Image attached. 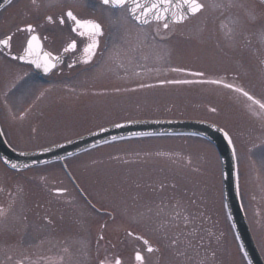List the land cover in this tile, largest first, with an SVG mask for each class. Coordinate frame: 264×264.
<instances>
[{"label":"rangeland","instance_id":"374dc122","mask_svg":"<svg viewBox=\"0 0 264 264\" xmlns=\"http://www.w3.org/2000/svg\"><path fill=\"white\" fill-rule=\"evenodd\" d=\"M66 1L84 15L89 14L85 6L97 7L91 0ZM200 2L202 12L171 27L160 40L153 37V25L137 27L125 10L113 15L99 7L106 17L100 20L109 22L113 33L104 55L62 78L29 80L31 92L10 102L19 110L34 102L35 110L13 120L1 109L2 128L12 146L32 149L123 120L212 121L231 141L242 204L264 253V187L255 178L264 175V109L251 104L264 103V6L258 0ZM10 68L0 62L3 76ZM211 81L233 84L254 99ZM67 163L83 182L84 223L77 242L72 232L62 231L68 246L64 255L55 254L61 244L51 240L56 241L52 264H133L134 252L142 254L143 264H248L224 207L218 154L207 140L122 138ZM37 170L48 172L44 182L52 188H66L69 198H80L58 163ZM55 174L62 182L53 179Z\"/></svg>","mask_w":264,"mask_h":264},{"label":"flooded vegetation","instance_id":"af4514ba","mask_svg":"<svg viewBox=\"0 0 264 264\" xmlns=\"http://www.w3.org/2000/svg\"><path fill=\"white\" fill-rule=\"evenodd\" d=\"M48 1L49 0H0V39H4L8 36L12 37L9 46L6 47L0 44V62H5L11 66V71L7 76H3L0 72V84L5 85L0 91V110H6L7 114L13 117V120L31 115L32 111L35 110L33 108L35 106L34 102L29 103L28 106L25 104L26 107L21 110L18 109L19 106L13 108L10 102L12 97L14 98V95L23 96L31 92L30 90L32 88L26 90V87H29L26 85L30 82L29 80H47L54 76L58 78L67 76L73 70L81 69V66L84 67L94 62L95 57L104 55L105 51L110 46L111 37L113 35V33H111L112 26L109 22H106L107 24L104 25L100 20L101 17L103 19H106V17H103V13L99 10V7H103L99 0H91V4L97 7H84L86 12L89 13L88 15L74 10L71 6L69 7L66 0H58L55 5L49 4ZM68 10H71L78 18H91L102 25L104 35L99 38V47L96 50V54L88 63L84 62L87 56L83 52L84 47L89 42L88 39L82 38L71 31L72 22L67 20L65 24H60L59 22L60 17ZM47 17H52V22H49ZM168 23L169 28L164 29L162 24H158L157 22H152L149 25H142L132 21L133 25L141 28L153 25L152 33L155 40H160L162 34L168 32L171 27H178V25L181 24ZM28 25L33 26L35 30L34 33L19 30L26 29ZM33 34L39 37L36 48L41 60L46 59L44 53H50L53 57H59L57 60L47 58L50 64H55V67L51 68L47 73H45L43 69H37L34 64L28 62L29 59L35 57H29L25 60L15 58L24 55L26 40ZM73 41H76V49L65 52V49ZM193 75L194 74L187 73L184 76L190 77V80L197 79L192 77ZM219 84L224 86L230 83L221 81ZM37 93L33 92V94H35L33 96L35 100L38 97ZM251 104L257 105L252 101ZM18 105H21V103ZM12 109H18L17 113L13 114ZM1 117L3 116L0 115V133L10 149L14 151H32L48 146L45 145L32 149H19L12 146L6 138L2 128ZM76 136L78 135L70 138ZM80 154H83V152L75 153L61 160L50 162H55L60 165V170L64 174L66 180L71 184L74 192H76V196H80L79 199L69 198L66 188H52L49 184L44 182L46 172H43L44 175L41 173H39L41 174L39 175L37 170L39 165L26 168H13L4 164L0 158V264H52L50 261H52L53 258L50 252L53 243L57 241L58 244H61V246L58 247L59 251L55 254L64 255L68 252V246H65L67 242L66 239L63 238L65 236L62 235V231H65V233L72 232V239L74 242H77L78 237L75 239V235L82 230L84 223L83 214L85 201L82 188L83 182L75 176L67 160L70 157ZM40 171H46V169H41ZM47 174L48 172L46 173V177ZM55 175L53 179L57 178V181L62 182V179L59 178L57 174ZM255 178L259 181L258 184L264 187V182L262 184L260 180V178L264 179V175L261 174L260 178L259 175H256ZM38 181L40 183H38ZM237 181L240 206L256 249L264 263V253L260 248L248 220L247 213L242 204L239 179ZM27 183L28 186L26 185ZM258 184L257 186L259 187ZM63 194H66V197L63 198ZM10 224H12L11 230H8ZM98 233L100 234V232ZM53 238L56 239V241L52 242L51 240H53ZM8 245H11L10 251H8ZM77 247L78 246H76V248ZM16 254L22 256H16L17 258H14L13 255Z\"/></svg>","mask_w":264,"mask_h":264},{"label":"water","instance_id":"95a60500","mask_svg":"<svg viewBox=\"0 0 264 264\" xmlns=\"http://www.w3.org/2000/svg\"><path fill=\"white\" fill-rule=\"evenodd\" d=\"M264 4V0H260ZM170 21V20H169ZM192 133L208 138L217 148L222 166L223 197L235 232L243 244L251 264H262L250 239L242 216L235 186L234 161L230 147L219 128L211 123L195 120H138L110 125L64 143L31 152L10 150L0 136V154L5 163L26 167L79 152L97 144L125 136L143 134ZM137 254V253H136ZM135 254V258H136ZM137 260V259H136Z\"/></svg>","mask_w":264,"mask_h":264},{"label":"snow or ice","instance_id":"6c2138e0","mask_svg":"<svg viewBox=\"0 0 264 264\" xmlns=\"http://www.w3.org/2000/svg\"><path fill=\"white\" fill-rule=\"evenodd\" d=\"M100 4L109 9L113 15L119 10H125L126 14L137 24L149 25L153 21L158 24H162L164 29L169 28L168 21L170 20L173 24L183 23L189 17L198 15L203 11L205 5L200 0H99ZM94 6V4H93ZM49 22H52V17H47ZM66 20L72 22L71 31L76 33L82 38H87L88 43L83 49V52L87 56L84 61L88 63L91 58L96 54V50L99 47V38L104 35L102 25L91 18H78L73 14L71 10H68L60 17V24H65ZM20 31H28L34 33L32 25H28L26 29H19ZM12 37L8 36L4 39H0V44L9 46ZM39 37L35 34L30 35L24 45V55L15 57L16 59L25 60L29 57H35L29 59L30 64H34L37 69H43L45 73L49 72L51 68L55 67V64H50L47 58L57 60L59 57H53L50 53H44L46 59L41 60L39 53L37 52L36 45H38ZM77 47L76 41L71 42L65 49V52L69 50H75ZM178 82V81H177ZM212 83H221V81H211ZM224 87L234 90L237 93H241L248 100H253L247 91L240 87H236L232 84H225ZM255 103L259 108L264 109V103L256 100ZM227 133L225 137L227 138ZM231 143V141H229ZM13 168L16 165H12ZM147 244V241H145ZM149 252L153 251L151 247L147 249ZM136 259L142 261L143 257L139 252L136 254ZM119 264V261L116 262Z\"/></svg>","mask_w":264,"mask_h":264}]
</instances>
